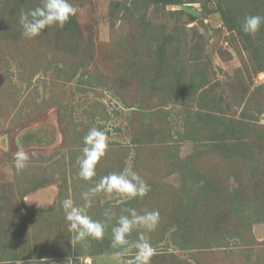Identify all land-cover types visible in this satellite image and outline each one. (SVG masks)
Listing matches in <instances>:
<instances>
[{
	"label": "rangeland",
	"instance_id": "obj_1",
	"mask_svg": "<svg viewBox=\"0 0 264 264\" xmlns=\"http://www.w3.org/2000/svg\"><path fill=\"white\" fill-rule=\"evenodd\" d=\"M39 2L0 0V264H130L110 247L124 208L159 211L151 264H264V25L241 30L264 0H70L63 29L27 40ZM92 127L109 148L85 182ZM129 164L147 195H98L89 215L113 221L76 242L61 201Z\"/></svg>",
	"mask_w": 264,
	"mask_h": 264
},
{
	"label": "clouds",
	"instance_id": "obj_2",
	"mask_svg": "<svg viewBox=\"0 0 264 264\" xmlns=\"http://www.w3.org/2000/svg\"><path fill=\"white\" fill-rule=\"evenodd\" d=\"M76 13L77 8L70 3V0H40L36 7L20 13L18 22L22 29L21 35L27 40H32L46 29L53 27L63 29ZM262 25H264V15H246L243 18L241 30L246 35L255 36ZM82 139L83 147L81 154L77 157L76 175L80 180L93 182V178L97 176V165L109 148L108 136L104 130L92 127ZM29 159L28 153L22 149L19 150L14 160L16 171L24 170ZM148 191L147 182L131 164L126 165L119 172H111L95 181L88 191L81 193L83 204H77L71 197L61 201L67 231L73 234V239L78 243L102 240L108 224L113 221L114 213L105 210L103 213L105 220L93 219L88 212L93 200L98 195L104 194L116 195L122 200L130 201L144 198ZM159 221L158 210L140 213L135 208L122 209L121 214L115 217V223L110 230V247L117 250L118 256L130 254V264H151L156 249L152 246L147 234L157 229ZM138 230V238L130 239L131 234ZM65 264H73V259L69 257Z\"/></svg>",
	"mask_w": 264,
	"mask_h": 264
},
{
	"label": "water",
	"instance_id": "obj_3",
	"mask_svg": "<svg viewBox=\"0 0 264 264\" xmlns=\"http://www.w3.org/2000/svg\"><path fill=\"white\" fill-rule=\"evenodd\" d=\"M198 23H199V25H201V26L204 25L202 20H199Z\"/></svg>",
	"mask_w": 264,
	"mask_h": 264
}]
</instances>
